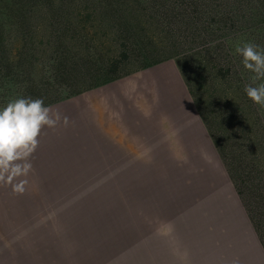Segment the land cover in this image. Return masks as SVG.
I'll return each instance as SVG.
<instances>
[{"label": "trees", "instance_id": "trees-1", "mask_svg": "<svg viewBox=\"0 0 264 264\" xmlns=\"http://www.w3.org/2000/svg\"><path fill=\"white\" fill-rule=\"evenodd\" d=\"M247 42L264 50V0H0V107L18 97L51 106L175 60L264 250V108L247 96L254 73L235 51ZM204 176L179 186L174 172L113 170L110 186L70 188L76 202L2 205L37 218L9 219L0 264H113L81 254L140 251L159 232H247L210 224L228 215ZM12 251L19 261L3 262Z\"/></svg>", "mask_w": 264, "mask_h": 264}, {"label": "rangeland", "instance_id": "rangeland-1", "mask_svg": "<svg viewBox=\"0 0 264 264\" xmlns=\"http://www.w3.org/2000/svg\"><path fill=\"white\" fill-rule=\"evenodd\" d=\"M170 68L177 69L173 59L151 67L132 79L126 88V90H131L127 92L128 94L122 95L124 94L121 93L123 92L122 87H114L113 109L111 106L108 107V111L113 110V112L110 114L107 112L105 119H102V125L105 126L103 137L112 142L101 144L104 148L100 153L87 152L86 157L79 160V166L71 167V172L77 174L69 176L70 183L63 184L64 188L69 186V188L95 189L110 186L112 183L105 176L113 170L153 171L165 174L174 172L177 179L176 184L179 186L184 183L182 179L187 176L192 179L193 183L200 174H205L203 177L205 180L202 181L210 183L213 188L217 189L221 204L226 206L225 215H228L225 217L226 221L213 220L210 224L215 223L220 230L252 231L202 120L199 116L195 117L194 105L190 108L189 102L192 103V100L186 86L183 84L182 88ZM135 85L140 87H134ZM92 154L95 158L89 159ZM123 158L124 160L121 161L120 159ZM114 159L119 160L115 163ZM102 172L106 174L100 178L98 174ZM193 184L197 186L201 182ZM37 186L31 183L28 189H35ZM50 186L53 188L62 186V184L41 183L38 187ZM45 191H47L46 197H38L39 192L36 190H27L23 195L6 192L4 200L0 199V202L4 205L61 204L77 200V198H69L66 190ZM209 200L208 203L215 207L213 199L209 198ZM2 209L0 207V252L2 239L15 233L14 223L9 219L37 218L32 213L15 214L13 211L7 212L6 210L3 213ZM122 252L126 254L88 253L81 254V258L105 261L110 257L116 261L124 256L134 255V252ZM48 256L51 257V255ZM20 257L19 254L13 252L8 259L3 257V262H18L17 259ZM59 257L66 259L67 256L60 255Z\"/></svg>", "mask_w": 264, "mask_h": 264}, {"label": "crops", "instance_id": "crops-1", "mask_svg": "<svg viewBox=\"0 0 264 264\" xmlns=\"http://www.w3.org/2000/svg\"><path fill=\"white\" fill-rule=\"evenodd\" d=\"M149 69L51 105L53 108H59L63 115H67L71 123L67 128L61 125L55 131L47 128L44 130L47 135L40 137V145L33 159L34 172L29 177V184L39 186L41 183H59L62 186L53 188L37 186L35 189L27 190H71L69 186L67 188L63 186L70 183V175L77 174L71 172V167L79 166V160L85 158L87 152L100 153L104 148L101 144L112 142L103 137L105 126L102 125V119H105L107 112L109 114L113 112L108 111V107L111 106L113 109L114 87H122L121 93H124L122 95L128 94L127 92L131 90L126 88L132 79ZM170 69L183 88L179 71ZM93 158L95 155H90L89 159ZM6 192H12L11 187H0L1 200H4ZM2 205L4 204L0 202V206ZM143 241H146L143 244L148 243L152 246L140 251H130L134 252L133 256L140 255L138 256L140 259L133 260L127 255L119 260H113V264H232L235 258L239 259V264H264V250L253 231L159 232L149 235ZM117 251H113V254H126Z\"/></svg>", "mask_w": 264, "mask_h": 264}, {"label": "clouds", "instance_id": "clouds-1", "mask_svg": "<svg viewBox=\"0 0 264 264\" xmlns=\"http://www.w3.org/2000/svg\"><path fill=\"white\" fill-rule=\"evenodd\" d=\"M245 69L254 73L252 84L245 87L247 96L264 108V50L252 42L236 48ZM255 85V86H253ZM71 123L59 108L46 106L43 98L18 97L0 107V187H11L13 194L23 195L34 172V154L46 128L55 131ZM232 264H239L235 258Z\"/></svg>", "mask_w": 264, "mask_h": 264}]
</instances>
